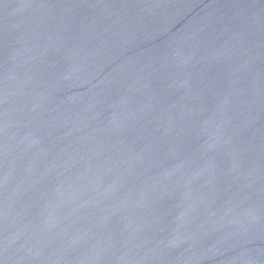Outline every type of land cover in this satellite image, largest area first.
Here are the masks:
<instances>
[{"label":"water","instance_id":"95a60500","mask_svg":"<svg viewBox=\"0 0 264 264\" xmlns=\"http://www.w3.org/2000/svg\"><path fill=\"white\" fill-rule=\"evenodd\" d=\"M0 264H264V0H0Z\"/></svg>","mask_w":264,"mask_h":264}]
</instances>
